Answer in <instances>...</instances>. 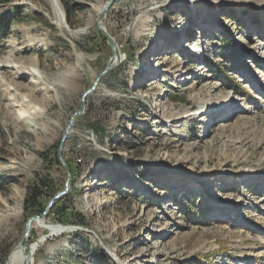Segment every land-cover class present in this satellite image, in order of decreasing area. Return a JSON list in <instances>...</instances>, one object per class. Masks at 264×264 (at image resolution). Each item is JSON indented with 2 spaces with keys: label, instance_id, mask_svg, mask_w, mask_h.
<instances>
[{
  "label": "rangeland",
  "instance_id": "obj_1",
  "mask_svg": "<svg viewBox=\"0 0 264 264\" xmlns=\"http://www.w3.org/2000/svg\"><path fill=\"white\" fill-rule=\"evenodd\" d=\"M108 1L0 0V264L65 167L35 264H264V0H114L63 167Z\"/></svg>",
  "mask_w": 264,
  "mask_h": 264
},
{
  "label": "water",
  "instance_id": "obj_2",
  "mask_svg": "<svg viewBox=\"0 0 264 264\" xmlns=\"http://www.w3.org/2000/svg\"><path fill=\"white\" fill-rule=\"evenodd\" d=\"M114 0H109L103 7L102 11L100 12V14L98 15L97 19H96V24H97V27L100 31V33L102 34L103 38L106 40L108 46L110 47L111 51H112V55H111V58L110 60L108 61L104 71L99 75V77L95 80V82L93 83L92 87L90 89H88L87 91L84 92V94L82 95V98L80 100V105H79V108L77 111H75L69 121H68V124L65 128V131H64V134L62 136V139L60 141V145H59V148H58V151H57V159L59 161V163L65 167L64 165V162L62 160V149H63V145L71 131V128L74 124V121L77 117L81 116L83 113H84V110H85V101H86V98L88 96H90L97 88L101 78L106 75L108 72H110L113 67L116 65L117 63V58L119 56L118 54V50H117V47H116V44L114 43V40L108 35V33L106 32L104 26H103V22H104V19H105V16H106V12L107 10L110 8V6L113 4ZM66 169V172H67V175H68V178L66 180V184H65V189L63 192L57 194L55 197H53V199L49 202L47 208L38 216H34V217H31L30 219H28V221L26 222L25 224V231H24V236L21 240V242L19 243V247L21 249H26V241L30 235V231L32 229V224L33 222L35 221H38V220H41L43 218V216L46 215L47 211L51 208V206L53 205V203L57 200H59L61 197L65 196L66 193L68 192V189H69V184H70V175L68 173V170L67 168L65 167ZM28 259H30L31 257V254H27L26 255Z\"/></svg>",
  "mask_w": 264,
  "mask_h": 264
},
{
  "label": "bare ground",
  "instance_id": "obj_3",
  "mask_svg": "<svg viewBox=\"0 0 264 264\" xmlns=\"http://www.w3.org/2000/svg\"><path fill=\"white\" fill-rule=\"evenodd\" d=\"M103 7H104V5L101 4L100 6L95 8V12L97 13V15L100 14ZM53 10H54V16L58 20V22L64 21V15H63L62 7L60 6L58 0H53ZM91 23H92V20H89L88 25L76 30L73 35L76 36V35L83 34L84 30L88 29L89 25H91ZM59 26H60V24H59ZM118 54H119V56L121 54V52L119 50H118ZM119 56L117 58L116 65H119L122 62L121 61L122 59ZM15 72L17 75L16 79H18V80H20L21 77L23 75H26V74L34 75L37 78L45 77L44 73L42 71H40V69H38V67H33V68L18 67ZM49 80L52 82L53 86H57V87L60 86L61 84H65L68 86L70 85V79H69L68 72L59 73V74L55 75L54 77H51ZM34 224L40 226L42 229L46 230V232H48L49 235L54 236V237H60L64 233L70 232L69 230L61 227L60 225L46 224L45 222L40 221V220L35 221L32 224L31 231L34 229ZM31 231H30V233H31ZM30 253H31V258L30 259L26 258L27 257L26 255L30 254ZM4 264H35L34 263V256H33L32 252L28 249L27 245H26V249H21L19 246H16L9 252L8 256L5 259Z\"/></svg>",
  "mask_w": 264,
  "mask_h": 264
},
{
  "label": "trees",
  "instance_id": "obj_4",
  "mask_svg": "<svg viewBox=\"0 0 264 264\" xmlns=\"http://www.w3.org/2000/svg\"><path fill=\"white\" fill-rule=\"evenodd\" d=\"M9 22H10L9 17H8V16L4 17V20L2 21V24H1V28H0V30L3 31V30L5 29V27H6V25H7ZM232 44H233V43H232ZM57 163H58V161H57ZM43 211H44V210H43ZM43 211H42V212H43ZM42 212H41V213H42ZM41 213H40V214H41ZM40 214H39V215H40Z\"/></svg>",
  "mask_w": 264,
  "mask_h": 264
}]
</instances>
